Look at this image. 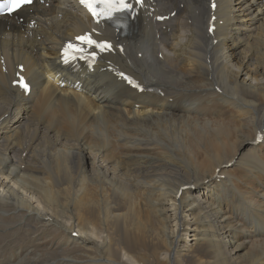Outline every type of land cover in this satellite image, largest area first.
I'll return each instance as SVG.
<instances>
[{
  "label": "bare ground",
  "instance_id": "bare-ground-1",
  "mask_svg": "<svg viewBox=\"0 0 264 264\" xmlns=\"http://www.w3.org/2000/svg\"><path fill=\"white\" fill-rule=\"evenodd\" d=\"M210 1L124 37L72 0L0 15V264H264V0ZM92 28L114 52L61 66Z\"/></svg>",
  "mask_w": 264,
  "mask_h": 264
},
{
  "label": "snow or ice",
  "instance_id": "snow-or-ice-1",
  "mask_svg": "<svg viewBox=\"0 0 264 264\" xmlns=\"http://www.w3.org/2000/svg\"><path fill=\"white\" fill-rule=\"evenodd\" d=\"M137 3H142V0H136ZM31 3V0H5V3L0 4V12H13L25 4ZM80 3L84 5L88 11L91 13L93 17H105L106 19H111L112 16L117 12H125L130 11L132 8V4L128 3V0H80ZM215 5H213L214 7ZM211 30V29H210ZM78 40L86 42L89 45H95L101 51L108 49L111 47L110 44L107 42H100L93 40L90 36H80L77 37ZM69 50L79 51L80 49L74 48L73 45L69 44L65 49L66 57ZM93 57L95 53L92 54ZM67 58L65 59V63H67ZM123 76V73H121ZM128 79L130 84H134L130 78L125 77ZM18 85L24 89L25 91L28 90L29 85L27 82L24 81L23 77L17 82ZM138 86V85H137ZM264 138V133L257 134V140Z\"/></svg>",
  "mask_w": 264,
  "mask_h": 264
},
{
  "label": "rangeland",
  "instance_id": "rangeland-1",
  "mask_svg": "<svg viewBox=\"0 0 264 264\" xmlns=\"http://www.w3.org/2000/svg\"><path fill=\"white\" fill-rule=\"evenodd\" d=\"M138 56H140V53H139V55H138ZM184 237H185V236H183V235H182V238H184Z\"/></svg>",
  "mask_w": 264,
  "mask_h": 264
}]
</instances>
